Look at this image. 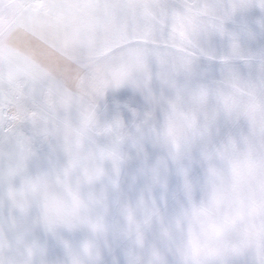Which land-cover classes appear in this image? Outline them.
Returning <instances> with one entry per match:
<instances>
[{"label": "crops", "instance_id": "1", "mask_svg": "<svg viewBox=\"0 0 264 264\" xmlns=\"http://www.w3.org/2000/svg\"><path fill=\"white\" fill-rule=\"evenodd\" d=\"M177 1L0 0V84L32 101L47 134L42 156L35 155L45 187L41 220L26 226L50 229L49 243L56 238L47 242L45 264L124 261L131 241L149 239V228L209 220L225 204L209 197L211 172L226 166L209 151L212 138L220 142L211 137L209 109L179 107L177 94L162 90L173 87L171 76L147 74L173 67L175 53L189 49L196 17L179 20ZM135 49L143 58L123 59ZM112 67L137 69L119 76V92L111 89L133 105L123 108L122 122L102 121L107 111L99 103L110 93L96 100L83 93L84 71L99 83L98 69ZM230 164L235 179L240 170Z\"/></svg>", "mask_w": 264, "mask_h": 264}, {"label": "rangeland", "instance_id": "2", "mask_svg": "<svg viewBox=\"0 0 264 264\" xmlns=\"http://www.w3.org/2000/svg\"><path fill=\"white\" fill-rule=\"evenodd\" d=\"M176 11L179 20L186 13L196 17L195 31L187 36L191 50L175 53L179 61L173 67L151 68L147 74L156 72L163 81L171 76L173 87L161 84L162 90L176 93L179 107L209 109L211 137L220 139L218 144L210 140L209 151L225 157L226 164L211 172L217 178L208 181L209 197L212 201L220 195L225 204L218 217L195 218L181 228L172 227L169 219L160 222L147 230L145 242L142 237L131 241L124 261L112 264H264V0H178ZM129 55L143 58L136 49L123 59ZM184 57L188 65L181 61ZM128 71L137 69H98L99 83L83 72L88 99L110 93L99 103L107 111L102 121L122 122L123 108L133 106L111 94L121 90L119 76ZM4 88L0 84V264H45L52 257L50 229L26 226L29 220H41L37 207L44 204L45 187L35 158L42 156L47 134L34 121L32 101ZM230 163L240 170L235 179L229 176ZM186 234L191 245L185 243Z\"/></svg>", "mask_w": 264, "mask_h": 264}]
</instances>
